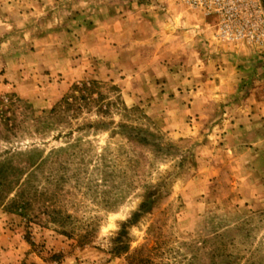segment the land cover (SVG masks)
<instances>
[{"label": "rangeland", "instance_id": "rangeland-1", "mask_svg": "<svg viewBox=\"0 0 264 264\" xmlns=\"http://www.w3.org/2000/svg\"><path fill=\"white\" fill-rule=\"evenodd\" d=\"M192 11L0 0V264H264V172L183 90L217 21Z\"/></svg>", "mask_w": 264, "mask_h": 264}, {"label": "crops", "instance_id": "crops-1", "mask_svg": "<svg viewBox=\"0 0 264 264\" xmlns=\"http://www.w3.org/2000/svg\"><path fill=\"white\" fill-rule=\"evenodd\" d=\"M194 12V17L202 18ZM215 25L206 18L200 20L201 28L211 35L204 67L198 69L199 79L207 83L193 88L187 73L181 80L183 90L194 105L209 96L218 102L223 115L217 139L220 149L229 153L231 172H264V54L255 45L217 43ZM206 84L212 85L211 92Z\"/></svg>", "mask_w": 264, "mask_h": 264}, {"label": "built area", "instance_id": "built-area-1", "mask_svg": "<svg viewBox=\"0 0 264 264\" xmlns=\"http://www.w3.org/2000/svg\"><path fill=\"white\" fill-rule=\"evenodd\" d=\"M177 4L216 16L217 38L264 50V0H174Z\"/></svg>", "mask_w": 264, "mask_h": 264}]
</instances>
